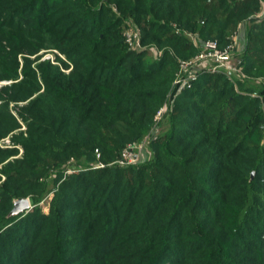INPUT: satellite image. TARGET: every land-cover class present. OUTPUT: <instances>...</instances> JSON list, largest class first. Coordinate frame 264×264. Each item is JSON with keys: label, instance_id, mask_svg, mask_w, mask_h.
I'll return each mask as SVG.
<instances>
[{"label": "trees", "instance_id": "1", "mask_svg": "<svg viewBox=\"0 0 264 264\" xmlns=\"http://www.w3.org/2000/svg\"><path fill=\"white\" fill-rule=\"evenodd\" d=\"M262 5L0 0V79L13 81L0 89V139L26 126L14 136L23 156L0 147V264H264L261 96L223 73L173 87L179 60L200 49L188 34L223 47L241 21L243 70L264 81ZM126 17L158 59L129 48ZM167 101L152 156L121 166ZM72 156L77 172L63 165ZM21 197L33 208L11 214Z\"/></svg>", "mask_w": 264, "mask_h": 264}, {"label": "built area", "instance_id": "2", "mask_svg": "<svg viewBox=\"0 0 264 264\" xmlns=\"http://www.w3.org/2000/svg\"><path fill=\"white\" fill-rule=\"evenodd\" d=\"M264 13V0L262 5V10L259 15ZM124 39L128 44L130 49L140 51L144 49L143 40L141 38L140 27L133 20H127L126 26L123 32ZM189 37L193 40L194 44L200 49L195 56L190 58H181L179 60V68L177 71L176 78L173 82V87L175 92L178 94L180 90L184 88H190L192 86V81L202 72L208 73H223L229 77L231 81L235 83L234 77H243L247 76L246 72L243 70V58L239 51L237 35L231 34V42L227 45L221 47L217 39L213 40H200L196 35L188 34ZM56 51V50H55ZM151 51L156 54L155 47L151 46ZM57 52V51H56ZM61 55V54H60ZM63 58V56L61 55ZM43 59H52L54 60V55L52 52L45 54ZM259 80V79H258ZM260 81V80H259ZM237 87V84L235 83ZM176 94L174 95V97ZM253 96H256L253 94ZM172 98V97H171ZM170 98V100H172ZM172 103V102H171ZM169 102L165 103L160 107L159 111L155 115L154 121L155 125L152 128V131H157V123L161 120L164 113L167 111L168 107L171 106ZM155 133H151L153 136ZM10 143V140L7 139L6 143L2 147H6ZM140 142H132L127 144L122 150L121 156L118 159V163L123 166L126 164L134 163L138 155L136 152L139 149H142L139 144ZM99 166H103L100 164Z\"/></svg>", "mask_w": 264, "mask_h": 264}, {"label": "rangeland", "instance_id": "3", "mask_svg": "<svg viewBox=\"0 0 264 264\" xmlns=\"http://www.w3.org/2000/svg\"><path fill=\"white\" fill-rule=\"evenodd\" d=\"M110 4L113 6V11L115 13H117V15H121V11L117 8L116 5L114 3H110ZM126 21H127V17L124 18V22L125 23H124V26H123V29H122L123 32H124V29H125V26H126ZM244 29H245V22L241 21L233 29L232 33L234 35H237L238 36L241 31H244ZM237 39H238V42H239L238 45H239V51H240V54H241L243 52V50H244L245 45H246V39L243 42V47H241V43L239 41V36L237 37ZM143 46H144V48L151 47V45H149L147 43H144V42H143ZM153 47H155L156 54L151 51V56H153V57H155V58L158 59L159 58V55H161L163 49L158 48L157 46H153ZM45 54H49V53H45ZM241 56H242V54H241ZM34 57H35V55H32L31 56V58H34ZM242 58H243V56H242ZM62 59H64V57ZM64 60H66V59H64ZM54 62L60 64L58 61H54ZM69 70H70V68L67 69V70H65V71L66 72H69ZM247 76L246 77L243 76L242 78L245 77L244 78L245 79L244 81H246L245 83L249 87H252L251 92H250V95L255 94L256 96H261L260 99H261V101L263 103V107H264V81H262V79H260V82H259V80L256 79L257 77H254L253 75H251L250 77H249V75H247ZM261 78H263V76H261ZM238 79H239L238 77H236V76L234 77V80L235 81H238ZM12 82L13 81L12 80H9V79H0V89L3 88L4 86L10 85ZM235 88L238 90L239 89L238 85H237V87L235 86ZM25 104H26L25 101H18V102H15V103H11V105H10V111H11V113L14 114L19 120H21L22 117L20 116V114H18V111L21 110V108ZM19 132H26V126H25V124H24L23 121H21V127L17 128L15 131L11 132L10 135L5 136V137H3V138L0 139V147H2V145H1L2 142H3V144H5L6 143V140L9 139L10 140V143L7 144V146L4 147V148L9 149V150L15 149V150L18 151L17 154L15 156L10 157V159H15L17 157H21V156L24 155V150L21 147V144H17V143L15 144V141H14V136H16V134H18ZM151 133L157 134L158 132L156 130L154 132L153 131H150V132H148V134L141 141H139L140 142L139 144H141L140 146L142 147V149H139L136 152V154L138 155V158L132 164L142 163V162H144V160H146V159H148L149 157L152 156V148L149 146V141H150V138L152 136ZM63 165L69 168V170H68L69 172H72V171L73 172L74 171L77 172V171H79L80 169L83 168L82 166H80L79 164H77V160L73 156L70 159H68ZM0 166H1V164H0ZM3 179H4V176L2 177V180ZM21 198H24V197H21ZM27 198L29 199V202L31 204L30 197H27ZM19 199L20 198H18L17 200H15L14 201V204L16 202H18ZM42 204L44 206V210L47 212L48 211L47 201H43Z\"/></svg>", "mask_w": 264, "mask_h": 264}, {"label": "water", "instance_id": "4", "mask_svg": "<svg viewBox=\"0 0 264 264\" xmlns=\"http://www.w3.org/2000/svg\"><path fill=\"white\" fill-rule=\"evenodd\" d=\"M14 205L15 207L12 210L11 214H18V212L22 211L28 212L33 208L28 198H20Z\"/></svg>", "mask_w": 264, "mask_h": 264}, {"label": "crops", "instance_id": "5", "mask_svg": "<svg viewBox=\"0 0 264 264\" xmlns=\"http://www.w3.org/2000/svg\"><path fill=\"white\" fill-rule=\"evenodd\" d=\"M239 41H240V43H241V47H243V42L245 41V39H246V36H245V29H244V31H241L240 33H239Z\"/></svg>", "mask_w": 264, "mask_h": 264}]
</instances>
